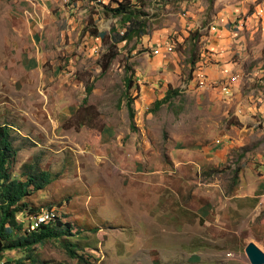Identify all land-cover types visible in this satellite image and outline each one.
<instances>
[{
  "label": "rangeland",
  "instance_id": "1",
  "mask_svg": "<svg viewBox=\"0 0 264 264\" xmlns=\"http://www.w3.org/2000/svg\"><path fill=\"white\" fill-rule=\"evenodd\" d=\"M148 2L137 11L147 33L118 43L103 68L122 15L80 17L62 10L63 0H0V124L14 127L18 167L36 161L54 177L34 200L86 228L84 260L52 240L37 247L40 262L251 264V241L264 252V197L255 196L264 193V0ZM193 59L229 94L180 90L194 78ZM129 67L135 130L124 99ZM170 86L179 94L155 111ZM212 201L219 210L209 224L200 214Z\"/></svg>",
  "mask_w": 264,
  "mask_h": 264
},
{
  "label": "trees",
  "instance_id": "2",
  "mask_svg": "<svg viewBox=\"0 0 264 264\" xmlns=\"http://www.w3.org/2000/svg\"><path fill=\"white\" fill-rule=\"evenodd\" d=\"M114 6L109 7L115 15H122V22L130 21V26L127 28L125 33L120 34L119 30L112 27V38L113 43H111V49L105 54H103V68L109 67L112 62L113 57L118 53L116 51L117 44L122 41H131L135 37H141L143 34L147 33V20L141 18L137 15L138 3H141V7H145L149 2L148 0H116ZM93 34H99L102 38L107 39L109 36L105 32H98L97 28H93ZM114 47V48H113ZM196 60L193 59L192 63L195 64ZM31 67H36L37 62L33 60L30 63ZM131 67L127 69V75L125 77V92L124 97L127 99V108L129 116L131 118L132 124L134 125L135 110L133 107V102L135 98L130 96L133 88L137 87V82L134 79L133 72H129ZM88 91H92V86L88 88ZM177 93L172 88L167 90L166 95L161 99H156L154 102V110H158L161 105L166 103L173 97V94ZM135 127H133L134 129ZM11 136V131L9 127H0V203H4L8 206L17 204L25 195L29 192V186L32 180L29 179L27 175L29 172H21L19 175L10 174L7 170V159L8 153L11 150L10 143L8 142V137ZM38 178L41 183V187L45 184H49L50 180L49 174L45 172H39ZM25 204H17L15 211L21 209ZM14 211V210H13ZM23 234L13 235L11 230H6L5 227L0 228V264H48L46 262H40L38 260L37 247L39 245H44L53 239L57 241L65 242L67 253L72 258H80L84 260L83 254L80 250H83V246L78 243L79 239L76 238L77 235L71 232V226L67 224L66 226L58 223L56 225H45L39 230H34L31 232H22ZM21 251L22 255L20 257L6 255V251Z\"/></svg>",
  "mask_w": 264,
  "mask_h": 264
},
{
  "label": "clouds",
  "instance_id": "3",
  "mask_svg": "<svg viewBox=\"0 0 264 264\" xmlns=\"http://www.w3.org/2000/svg\"><path fill=\"white\" fill-rule=\"evenodd\" d=\"M95 1H96V4L94 3ZM118 1H125V0H118ZM81 4L83 6H85V5L86 6H85V8L78 10V7L81 6ZM115 4H117L116 0H63L62 10L65 9L66 12L67 11H74L80 17H87L88 15L91 14V10H94L95 12L93 14L96 16H100V15H104L105 10L108 13L109 12L108 8L114 6ZM98 5L100 7H102L100 10H97V8L99 7ZM138 7L139 6H137V8ZM45 8H47V6ZM47 12H48V10H47ZM32 17L34 20H37L38 15L36 14L35 16H32ZM128 22H129V25H127ZM128 22H126V24H123V26H124L122 28V30H124L123 33H125L127 28L130 26V21H128ZM39 23H40V19H39ZM212 25H216V24H212ZM122 30H119L120 34H123ZM37 66H38V63H37ZM194 67H195L193 70L194 78L192 77L193 79L191 78V79H188V81L186 80L185 82H183L180 86V90L190 91L191 89H196V88L213 89V90H216V92L218 94H219V92L224 94V95L229 94L228 84H226V85L223 84L222 86H220V89H219L218 88V84H220L219 82L213 83V81H210L208 79L206 74L203 72V67H202L201 61L198 62L197 64L195 62ZM31 68H34V67H30V69ZM221 73H223L222 74L223 76L230 75L229 74L230 72H221ZM197 74H201V76L198 77V76H196ZM219 77H221V76L219 75ZM229 80H230V78H229ZM231 80H232L231 82L234 84L237 80V76L232 75ZM136 82H137V80H136ZM235 85L236 84H234V86ZM169 88H172V86L167 87V90ZM133 89L135 90L138 88H133ZM172 89L174 91H177V93H175L176 95L179 94V91H180L179 89H175V88H172ZM167 90H166V93H167ZM130 96L135 98V101H136L137 96H133L132 93H130ZM172 98L170 100H168L166 103L171 102ZM124 99H125L126 104H127V99L125 97H124ZM157 99H161V98H157ZM135 101L133 102V104H135ZM133 107L135 110L134 125L132 124L131 118L129 116V112H128V116L130 119L131 129H133V127H135L133 129V130H135L136 129V108H135V106H133ZM126 108H127V105H126ZM127 111H128V108H127ZM155 111H157V110H155ZM5 126L9 127V129L11 131V136L8 137V142L10 143L11 150L8 153V159H7V163H6V166L8 169L7 171L10 174L17 175V176L22 171L23 172L27 171V172H29V175H27V176L29 177V179L32 180V182H31V185L29 186L28 194L25 195L17 203L21 206H22V204H25L23 207H21V209L15 211L17 204L8 206L4 203H0V228L5 227L6 230H11L13 235H18V234L21 235V234H23L22 232H28L29 233V232L37 230V229L39 230L40 228H42V226H45V225H56V224L60 223L64 226H66L67 224H69L71 226V232L75 233V235H77L76 238L80 237L86 228L78 220L73 219V220L68 221L67 214H63L62 210H60L59 207H57V206H39V203L34 200V197L32 196V194L34 192H37V190L40 191V190L44 189L47 185L52 183V181L54 180V177L51 175V173H49V171L42 170L40 168V163L36 162V161L24 162L21 164L20 167L17 166L18 147H16L14 145V143L18 138L15 135H13V132L15 130H14V127L12 125L0 124V127H5ZM106 130L110 131L111 129L107 128ZM217 145H216V150L221 149L223 147V144L219 143ZM222 149L224 150V148H222ZM209 152H210V150H209ZM214 167L215 166L211 165L210 169L213 170ZM198 170H200V168H198ZM69 171H74V170L70 169ZM39 172H45V173L49 174L50 180L52 179V181L49 184H47L46 186L44 184L41 187V183H40V180L38 178ZM259 173H260L259 177L264 179V165L260 168ZM207 184H208V182H207ZM231 190L235 191L233 188ZM236 196H237V194H236ZM255 196H256V198H261V197H264V193L263 192H256ZM221 199H222V197H221ZM33 203H36L37 206H33L32 205ZM205 205H203V206H205ZM121 209H122V214H125V220L128 222L129 219L127 218V214H129L128 213L129 209H123L122 207H121ZM218 210L219 209H217V206H215L213 204V201H212V204L211 203L207 204V209H204L205 212H201L200 215H201L202 219L205 220L206 223L210 224L211 221L208 220V218L211 217L210 215H212V213H214V212L216 213V211H218ZM221 215L222 214H220V212L215 214L216 221L220 222V220H221L220 216ZM98 230H99L98 227H96L94 229L95 232ZM53 240H56V239H53ZM79 241H81V240L79 239ZM79 241H78V243H79ZM64 244H65V242H64ZM247 245H248L247 243H244L245 248ZM65 247H66V244H65Z\"/></svg>",
  "mask_w": 264,
  "mask_h": 264
},
{
  "label": "water",
  "instance_id": "4",
  "mask_svg": "<svg viewBox=\"0 0 264 264\" xmlns=\"http://www.w3.org/2000/svg\"><path fill=\"white\" fill-rule=\"evenodd\" d=\"M244 251L252 264H264V252L254 242L248 243Z\"/></svg>",
  "mask_w": 264,
  "mask_h": 264
},
{
  "label": "crops",
  "instance_id": "5",
  "mask_svg": "<svg viewBox=\"0 0 264 264\" xmlns=\"http://www.w3.org/2000/svg\"><path fill=\"white\" fill-rule=\"evenodd\" d=\"M242 23H243V20H241V21H239L238 22V28H241L242 27ZM246 23V22H245ZM243 28V27H242ZM227 30V29H226ZM226 30H224V31H222V33L223 34H228V30L226 31ZM229 35H234L235 37H237L235 34H234V32H230L229 33ZM36 36H38V35H36ZM239 40V41H238ZM234 41H238V43H240V41H241V39H234ZM220 72H221V70H220ZM216 73V72H215ZM238 87V86H237Z\"/></svg>",
  "mask_w": 264,
  "mask_h": 264
},
{
  "label": "bare ground",
  "instance_id": "6",
  "mask_svg": "<svg viewBox=\"0 0 264 264\" xmlns=\"http://www.w3.org/2000/svg\"><path fill=\"white\" fill-rule=\"evenodd\" d=\"M226 85V84H225Z\"/></svg>",
  "mask_w": 264,
  "mask_h": 264
}]
</instances>
